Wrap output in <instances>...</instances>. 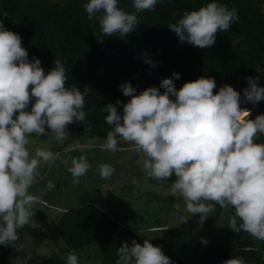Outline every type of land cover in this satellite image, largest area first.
I'll use <instances>...</instances> for the list:
<instances>
[{"label":"clouds","instance_id":"9594fccd","mask_svg":"<svg viewBox=\"0 0 264 264\" xmlns=\"http://www.w3.org/2000/svg\"><path fill=\"white\" fill-rule=\"evenodd\" d=\"M158 2L162 0H133L135 12L118 7L119 0H85L83 8L89 20L98 21V39L102 40L113 35L124 38L136 29V12L154 10ZM0 16L8 14L4 11ZM238 19L236 8L208 0L197 9L184 11L168 27L181 43L208 48L215 43L218 31H227ZM142 58L155 66L146 50ZM179 76L174 71L161 78L159 86H147L140 92L128 81L121 83L123 95L130 99L123 103L122 111L117 108L122 103L119 98L103 106L105 122L111 128L101 147L114 152L120 141L128 142L140 155L137 163L148 178L168 181L174 174L168 192L183 197L185 210L191 214L180 217L179 223L198 213V223L203 224L216 204L230 205L234 214L227 226L264 240V142L255 140L257 134H264V113L250 119L249 110L240 107L244 101L256 104L264 100V85L258 83L259 77L247 76L242 100L230 84L214 93L217 86L212 77L185 81L177 88L174 79ZM65 81L66 70L60 60L55 59L54 67L45 73L40 58L29 59L21 36L0 20V245L14 244L17 229L29 224L33 205L40 199L29 188L41 163L59 155L54 156L49 147L30 150V134L48 135L50 131L56 141H63L68 124L86 122L84 95L76 85L66 87ZM94 145L95 138H89L86 144L76 142L72 147L83 151ZM90 167L86 155L71 157L67 170L72 183H80ZM97 171L108 178L115 169L101 163ZM132 182L136 183L135 179ZM46 187L52 189L56 184L49 180ZM201 243L208 241L201 237ZM117 255L116 264H175L150 239L142 244L135 239L130 244L122 242ZM65 264H79L77 253L70 252ZM222 264L246 261L229 257Z\"/></svg>","mask_w":264,"mask_h":264},{"label":"trees","instance_id":"16d2710c","mask_svg":"<svg viewBox=\"0 0 264 264\" xmlns=\"http://www.w3.org/2000/svg\"><path fill=\"white\" fill-rule=\"evenodd\" d=\"M207 2L162 0L154 10L136 12L139 21L136 29L124 38L113 35L102 40L98 39V21L87 18L83 8L85 0H0V12L8 14L0 16V20L21 36L29 59L40 58L45 73L54 67L55 59L63 63L66 87L76 85L85 97L86 125L79 136L106 138L111 126L105 122L106 113L102 108L119 98L122 103L117 108L122 111L123 103L129 99L119 87L125 81L140 92L147 86H159L161 78L175 71L180 73L174 79L177 88L185 81L212 77L217 86L214 93L220 86L230 84L241 93L243 100L246 77H255L264 64V0H220L229 9H237L238 21L227 31H218L215 43L208 48L186 41L181 43L168 24L184 11L197 9ZM118 7L127 12L136 11L133 0H119ZM145 50L156 62L155 66L142 58ZM88 82L90 89H87ZM256 142H264V134H259ZM224 209L216 204L215 211L204 221L216 223ZM233 214L230 206L225 223L214 231L217 240L203 250V264H222L229 257H242L246 264H264V240L229 228L228 221ZM118 227L115 218L92 203L65 210L55 222L56 233L69 251L94 246L103 264H116L117 248L122 242L130 244L132 239L141 244L144 239H150L175 264H187L191 244L185 229L165 227L158 238L124 240L117 238ZM11 251V244L0 245V264H9Z\"/></svg>","mask_w":264,"mask_h":264},{"label":"rangeland","instance_id":"374dc122","mask_svg":"<svg viewBox=\"0 0 264 264\" xmlns=\"http://www.w3.org/2000/svg\"><path fill=\"white\" fill-rule=\"evenodd\" d=\"M255 77H259L258 83L264 85V64L258 68ZM90 88L88 82L87 89ZM258 103L244 101L240 107L252 108ZM84 124V121L68 124L63 141H56L50 131L48 135L30 134V150L35 146L49 147L54 156L57 153L59 155L39 166V175L29 191L40 199L33 205L34 214L29 224L17 229L18 239L11 244L12 251L7 262L65 264L67 255L75 252L79 264H103L94 246L69 251L55 229L57 218L65 210L92 203L118 221L116 235L124 240L132 237L158 238L161 229L165 227L185 229L191 244L187 264H203V250L210 242L217 240L214 231L225 223L230 205L224 209L216 223L204 221L200 224L197 214L179 223L180 217L191 214L185 210L183 197H174L168 192L169 184L175 179V175L170 176L168 181L148 178L137 163L140 155L132 150V145L128 142L120 141L114 152L101 147L105 138H95V145L91 149L85 148L81 151L72 147L76 142L86 144L90 138L84 134L79 136L85 128ZM45 127L47 129V126ZM66 148L71 150L65 151ZM82 154L86 155L91 167L80 177V183L73 184L72 175L67 169L71 157H79ZM65 160H68L69 164H65ZM101 163H109L114 167L115 171L110 177L103 178L98 174L97 166ZM133 179L136 183L132 182ZM49 180L55 182V188L46 187ZM201 237L206 238L208 243H201Z\"/></svg>","mask_w":264,"mask_h":264},{"label":"water","instance_id":"95a60500","mask_svg":"<svg viewBox=\"0 0 264 264\" xmlns=\"http://www.w3.org/2000/svg\"><path fill=\"white\" fill-rule=\"evenodd\" d=\"M257 114H261L264 111V100H261V102H259L257 104V106L252 107Z\"/></svg>","mask_w":264,"mask_h":264},{"label":"bare ground","instance_id":"6f19581e","mask_svg":"<svg viewBox=\"0 0 264 264\" xmlns=\"http://www.w3.org/2000/svg\"><path fill=\"white\" fill-rule=\"evenodd\" d=\"M245 109L249 110L248 118L250 119H254L258 115L257 112L251 107H246Z\"/></svg>","mask_w":264,"mask_h":264}]
</instances>
